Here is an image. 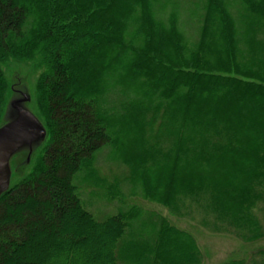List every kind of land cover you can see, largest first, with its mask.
<instances>
[{
	"label": "trees",
	"instance_id": "trees-1",
	"mask_svg": "<svg viewBox=\"0 0 264 264\" xmlns=\"http://www.w3.org/2000/svg\"><path fill=\"white\" fill-rule=\"evenodd\" d=\"M12 57L46 66L50 137L0 199V264L203 263L169 219L145 236L132 210L85 207L77 174L109 145L150 159L145 195L173 214L264 239V0H0V119ZM222 264H264V247Z\"/></svg>",
	"mask_w": 264,
	"mask_h": 264
},
{
	"label": "rangeland",
	"instance_id": "rangeland-1",
	"mask_svg": "<svg viewBox=\"0 0 264 264\" xmlns=\"http://www.w3.org/2000/svg\"><path fill=\"white\" fill-rule=\"evenodd\" d=\"M39 63L38 58L17 57L3 63L9 86L10 83H16L17 86L33 83L37 98L38 82L46 69V66ZM46 145L47 143L43 145L41 151ZM132 149V144L127 145L126 150ZM40 152L35 155L28 174L33 170ZM151 166L149 158L121 154L110 145L101 148L76 177L79 194L85 207L99 220L118 211L132 210L134 214L131 231L138 235L147 236L151 233L154 236L152 231L157 227L160 218L169 219L178 228L187 229L197 237L204 256L202 264H222L229 257L249 256L255 249L264 247V239L248 242L228 233L213 232L204 223H199L200 212L195 208H185L186 213L183 216L175 215L168 206L150 200L145 195L144 182L148 174L146 172L150 173ZM187 202L191 203L190 200ZM258 211L264 223L263 200L259 203Z\"/></svg>",
	"mask_w": 264,
	"mask_h": 264
},
{
	"label": "water",
	"instance_id": "water-1",
	"mask_svg": "<svg viewBox=\"0 0 264 264\" xmlns=\"http://www.w3.org/2000/svg\"><path fill=\"white\" fill-rule=\"evenodd\" d=\"M36 100L33 83H10L0 119V199L27 177L35 155L49 137L48 125Z\"/></svg>",
	"mask_w": 264,
	"mask_h": 264
}]
</instances>
